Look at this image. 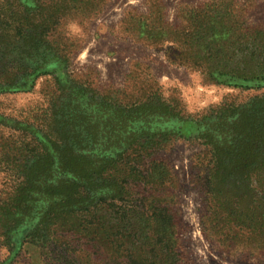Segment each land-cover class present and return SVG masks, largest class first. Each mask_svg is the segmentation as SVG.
I'll return each mask as SVG.
<instances>
[{
	"label": "trees",
	"instance_id": "1",
	"mask_svg": "<svg viewBox=\"0 0 264 264\" xmlns=\"http://www.w3.org/2000/svg\"><path fill=\"white\" fill-rule=\"evenodd\" d=\"M104 1L0 0V97L30 93L46 76L58 92L50 117L0 114L1 247L11 254L21 237L19 250L25 243L43 256L61 250L73 264H188L178 177L152 157L183 139L189 124L209 157L206 196L218 210L202 214L205 237L224 257L264 261V29H250L242 9L233 22L229 0L180 11V27L157 4L132 16L134 37L157 50L172 45L170 65L215 85L263 91L190 118L147 71L128 76L139 86L102 92L70 72L78 45L63 28L94 19ZM243 232L250 236L243 249L227 244Z\"/></svg>",
	"mask_w": 264,
	"mask_h": 264
},
{
	"label": "rangeland",
	"instance_id": "2",
	"mask_svg": "<svg viewBox=\"0 0 264 264\" xmlns=\"http://www.w3.org/2000/svg\"><path fill=\"white\" fill-rule=\"evenodd\" d=\"M214 0H105L100 13L92 20H73L63 28V36L77 44L78 50L72 54L70 72L79 74L83 82L97 91L123 90L125 85L135 84L128 76L132 71L140 74L147 71L157 81L162 95L175 97L183 113L190 118H198L208 109L220 105L224 100L243 102L263 93L253 90L242 91L204 80L203 75L186 67L170 65L165 52L171 48L166 44L162 50L149 46L142 39L132 35V16L149 14V3L164 7L166 22L174 27L182 26L180 11L199 9ZM232 2L233 22H239L237 11L242 9L250 29H264V0H229ZM243 16V17H244ZM126 19L123 25L122 21ZM130 19V20H129ZM141 74L140 80L145 79ZM147 79V78H146ZM133 82V83H130ZM57 86L51 76L40 78L30 93L4 95L0 97V114L23 121H36L51 115L50 107L57 98ZM231 97L232 99H230ZM183 139L173 140L162 151L153 154L152 159L174 169L178 177L176 213L184 226L182 250L188 255V264H264L255 259L239 255L223 256L212 249L201 225L202 214L208 210L218 212L208 194L206 196L207 166L209 157L206 149L190 139L193 126L182 127ZM4 132L10 134L8 129ZM198 177H200L198 179ZM0 177V188L4 183ZM5 196V195H4ZM207 198V199H206ZM208 213V212H207ZM237 230H233V234ZM249 234H237L236 239L227 244L243 249L249 243ZM234 238V237H231ZM21 237L15 240L11 254L0 245V264H73L61 251L49 252L43 256L35 245L25 243L19 250ZM189 260V259H188Z\"/></svg>",
	"mask_w": 264,
	"mask_h": 264
}]
</instances>
